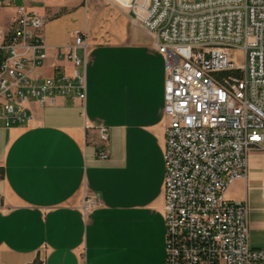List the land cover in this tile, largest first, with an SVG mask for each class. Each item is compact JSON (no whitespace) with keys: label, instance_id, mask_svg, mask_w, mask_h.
Here are the masks:
<instances>
[{"label":"crops","instance_id":"crops-1","mask_svg":"<svg viewBox=\"0 0 264 264\" xmlns=\"http://www.w3.org/2000/svg\"><path fill=\"white\" fill-rule=\"evenodd\" d=\"M45 1L30 3L47 18V57L33 73H71L59 49L85 31L86 97L82 103L58 96L51 105L30 98L31 119L0 126V264H165L163 55L124 14L131 27L116 40L98 37L86 23L69 39H48L47 23L80 6L77 0L52 8ZM48 11L61 13L51 18ZM98 126L108 128L105 158L96 156ZM262 179L264 151L251 150L246 176L225 192L246 201L249 242L258 248H264ZM85 192L98 200L86 211Z\"/></svg>","mask_w":264,"mask_h":264},{"label":"built area","instance_id":"built-area-1","mask_svg":"<svg viewBox=\"0 0 264 264\" xmlns=\"http://www.w3.org/2000/svg\"><path fill=\"white\" fill-rule=\"evenodd\" d=\"M33 0H0V126L31 119L26 102L86 97L85 31L59 53L71 73H33L47 57V18ZM164 58L163 206L165 264H264L249 242L248 205L226 190L247 173L251 150L264 151V0H128ZM82 50V54L78 50ZM96 156H107L98 126ZM264 201V179L260 182ZM84 193L82 207L95 206Z\"/></svg>","mask_w":264,"mask_h":264},{"label":"rangeland","instance_id":"rangeland-1","mask_svg":"<svg viewBox=\"0 0 264 264\" xmlns=\"http://www.w3.org/2000/svg\"><path fill=\"white\" fill-rule=\"evenodd\" d=\"M77 0H47L45 5L52 8L74 5ZM78 7L75 11H64L59 19L49 21L45 26L46 37L48 39H69L75 29L87 27L98 37L112 38L113 40L123 37L126 31L130 29L129 22L123 18V14L128 20L136 23L128 13L126 0H79ZM73 9V8H72ZM9 12L8 9H0V24ZM50 13V11H48ZM61 11L52 14L51 18L57 16ZM131 25V24H130ZM87 36V34H86Z\"/></svg>","mask_w":264,"mask_h":264},{"label":"trees","instance_id":"trees-1","mask_svg":"<svg viewBox=\"0 0 264 264\" xmlns=\"http://www.w3.org/2000/svg\"><path fill=\"white\" fill-rule=\"evenodd\" d=\"M2 175H3V170H2V168L0 167V177H2ZM30 264H36V261L34 260V261H32Z\"/></svg>","mask_w":264,"mask_h":264}]
</instances>
